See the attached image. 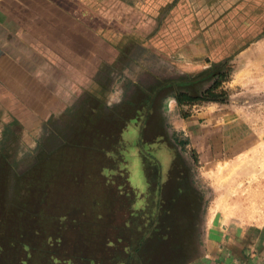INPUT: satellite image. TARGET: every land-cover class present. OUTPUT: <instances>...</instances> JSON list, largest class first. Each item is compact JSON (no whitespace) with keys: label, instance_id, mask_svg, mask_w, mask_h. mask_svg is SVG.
Wrapping results in <instances>:
<instances>
[{"label":"rangeland","instance_id":"374dc122","mask_svg":"<svg viewBox=\"0 0 264 264\" xmlns=\"http://www.w3.org/2000/svg\"><path fill=\"white\" fill-rule=\"evenodd\" d=\"M161 24L154 46H120L101 80L107 98L20 132L0 124V264H109L147 220L139 264H204L213 217L264 220V0H177ZM226 57L214 101L178 107L159 85ZM208 84L195 78L185 91Z\"/></svg>","mask_w":264,"mask_h":264},{"label":"crops","instance_id":"0c3cea01","mask_svg":"<svg viewBox=\"0 0 264 264\" xmlns=\"http://www.w3.org/2000/svg\"><path fill=\"white\" fill-rule=\"evenodd\" d=\"M152 2L0 0V124L15 122L20 132L77 109L84 97L107 98L111 87L101 80L122 58L120 46L131 38L134 46H154L161 33L163 24L148 36L155 28L154 17L146 16ZM210 222L204 264H251L264 257V249H252L264 247L263 219L244 228L217 217ZM226 241L242 249H225Z\"/></svg>","mask_w":264,"mask_h":264},{"label":"trees","instance_id":"16d2710c","mask_svg":"<svg viewBox=\"0 0 264 264\" xmlns=\"http://www.w3.org/2000/svg\"><path fill=\"white\" fill-rule=\"evenodd\" d=\"M151 0H148V3ZM177 2V0H153V5H152V12L153 13H147L146 11V16H151L154 17L155 20V25L152 30L148 33L149 35H152L158 28L161 20L163 17L166 15V13L174 6V4ZM229 57L223 58L217 62H214L210 65V69L208 71L201 72L200 74L196 76L189 77L187 75H177L174 77L166 78L163 81H160L159 85H169L171 89V96L176 103L178 107H181L186 104H194L196 102H203V101H214L216 97L215 90L220 86L221 83L227 80L228 74H229ZM204 78L206 81L209 82L206 88H204L198 95L192 96L190 95L185 89L188 88V85L191 84V82L195 78ZM155 91V89H154ZM150 92L149 96L152 97L153 92ZM14 125V130L19 129V127L13 122ZM6 133L8 130H5ZM11 133H7L6 136L9 137ZM5 137V138H7ZM126 185L124 184H118L117 189H125ZM121 191V190H120ZM121 195V192H119ZM123 196V195H122ZM154 209L148 208L146 211V215H151L153 213ZM153 221L152 220H147V223L144 225V230H140L137 232L135 237L136 241H140L145 233L148 231L149 227L152 225ZM124 227L129 226L130 224V230L134 231L133 227V222L127 223L124 222ZM142 228V229H143ZM143 232V234H141ZM143 236V237H142ZM135 240L131 242L128 246L123 247L122 249H125L122 253H116L113 254L111 260H109V264H139L137 257L135 256V243H137ZM48 253V252H47ZM49 254V253H48ZM60 257H58L57 253H51L50 258L51 260L54 261H71L72 262V256H64L63 254H59ZM90 258V259H89ZM80 260H83L82 257ZM87 263L92 264L95 260L91 256H87L86 259ZM96 264L101 263V257L96 258Z\"/></svg>","mask_w":264,"mask_h":264}]
</instances>
